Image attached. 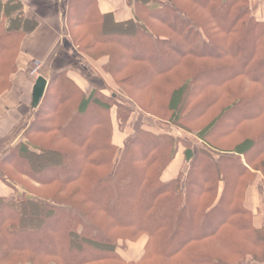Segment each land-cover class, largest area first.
<instances>
[{"label":"trees","instance_id":"obj_1","mask_svg":"<svg viewBox=\"0 0 264 264\" xmlns=\"http://www.w3.org/2000/svg\"><path fill=\"white\" fill-rule=\"evenodd\" d=\"M126 1L125 21L92 0L69 6L84 75L52 72L0 156V264H264L251 200L264 197V0ZM37 27L0 2V96Z\"/></svg>","mask_w":264,"mask_h":264},{"label":"crops","instance_id":"obj_2","mask_svg":"<svg viewBox=\"0 0 264 264\" xmlns=\"http://www.w3.org/2000/svg\"><path fill=\"white\" fill-rule=\"evenodd\" d=\"M5 1L7 0H0V2ZM17 1L23 5L26 18L37 22L38 27L32 34L23 38L21 42V60L24 61V65L20 66L19 70L11 76L12 89L0 96V128L9 126L11 129L4 141L6 146L9 145V147L14 146L22 139L23 134L36 114L37 109L32 107V96L34 86L39 77L47 73L52 75V72L56 70H69L78 78L84 75L83 73L80 76L77 75L75 72H77L76 68L78 66L72 67V64H70L75 59L74 57L79 55L77 54L78 51L72 47L71 37L68 32L69 6L76 0ZM92 1L97 3L98 9L103 15L113 14L118 21H125L130 18V9L126 0ZM37 68H40V70L33 74ZM85 69L84 72L87 70ZM116 140L117 142L121 141V136L117 135ZM175 163L176 165H174ZM179 163L176 159L170 165V174L168 173L169 175L166 179H172L177 176L180 168ZM8 191L0 183V194H6ZM256 213L253 222L254 226L260 229L264 226V217L258 212ZM145 243L146 241L144 240L143 247L130 246L126 256L129 259L140 258Z\"/></svg>","mask_w":264,"mask_h":264},{"label":"rangeland","instance_id":"obj_3","mask_svg":"<svg viewBox=\"0 0 264 264\" xmlns=\"http://www.w3.org/2000/svg\"><path fill=\"white\" fill-rule=\"evenodd\" d=\"M20 41H21V39H20V37H17V39H16V44H19L20 43ZM72 42V41H71ZM72 47H74L73 46V43H72ZM76 49V48H75ZM77 50V49H76ZM15 56H14V61L16 62V66H17V68H19L20 66H23L24 65V61H22L21 60V52H20V50H19V48L17 47L16 49H15ZM78 54V53H77ZM75 59H73V61L70 63V64H72L71 66L73 67V66H85V64H84V61L82 60V59H80L78 56L76 57H74ZM20 61V62H19ZM23 63V64H22ZM69 64V63H68ZM83 69H85L84 67H83ZM19 70V69H18ZM86 70V69H85ZM43 77H45L47 80H49L50 81V74H44V75H42ZM7 77H10V75L9 76H7ZM246 83V82H245ZM2 91H3V89H2ZM148 122H150V121H148ZM155 123V122H154ZM192 127V126H191ZM201 127H202V125H199V126H195V129L196 130H200L201 129ZM254 127H258V128H264V123L262 124V126L261 125H258V126H254ZM161 129H164V131H172V133H174L175 135H176V137H180L181 139H183V140H185V141H188V142H190V143H192L193 145H194V147L195 148H203L204 147V145H203V143H202V141H200L196 136H194L193 134H190V133H187V132H185V131H182V130H178V129H169V128H166V127H161ZM252 134H253V132L250 130V132H248L247 133V136H250V137H252ZM6 138V137H5ZM236 141H240V138L238 137V138H236L235 139ZM4 141H5V139H4ZM3 148H1L0 149V155L2 154H4V152H5V150H6V148L7 147H9V145L8 146H6V143H4L3 142V146H2ZM174 165H176V163L174 164ZM170 172V168H169V171L167 172V174H166V177L165 178H167L168 177V175L170 174L169 173ZM169 173V174H168ZM262 180V176L260 175V178H259V181H258V183H259V187L261 188V186H260V181ZM254 196V198L252 199V197H251V200L253 201V207H254V210H256V212L257 211H259V213L261 214V216H263L264 217V197L262 196V195H259V193H258V190H255V194L253 195ZM252 201H251V203H252ZM143 244H144V240H139L136 244H132L131 246H133V247H143Z\"/></svg>","mask_w":264,"mask_h":264},{"label":"water","instance_id":"obj_4","mask_svg":"<svg viewBox=\"0 0 264 264\" xmlns=\"http://www.w3.org/2000/svg\"><path fill=\"white\" fill-rule=\"evenodd\" d=\"M49 81L45 77H39L34 89H33V96H32V107L33 109H37L41 104L46 90L48 88Z\"/></svg>","mask_w":264,"mask_h":264},{"label":"built area","instance_id":"obj_5","mask_svg":"<svg viewBox=\"0 0 264 264\" xmlns=\"http://www.w3.org/2000/svg\"><path fill=\"white\" fill-rule=\"evenodd\" d=\"M37 71H35V73H36Z\"/></svg>","mask_w":264,"mask_h":264}]
</instances>
